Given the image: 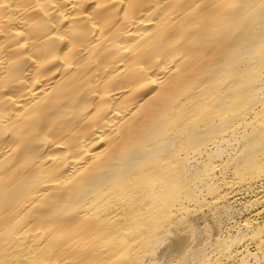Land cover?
<instances>
[{
  "label": "bare ground",
  "instance_id": "1",
  "mask_svg": "<svg viewBox=\"0 0 264 264\" xmlns=\"http://www.w3.org/2000/svg\"><path fill=\"white\" fill-rule=\"evenodd\" d=\"M229 202L194 264H264V0H0V264H160Z\"/></svg>",
  "mask_w": 264,
  "mask_h": 264
},
{
  "label": "rangeland",
  "instance_id": "2",
  "mask_svg": "<svg viewBox=\"0 0 264 264\" xmlns=\"http://www.w3.org/2000/svg\"><path fill=\"white\" fill-rule=\"evenodd\" d=\"M227 177L226 179H228ZM218 208L211 210L204 209L200 213H197V215L189 217L187 220L193 233L189 235L182 232L175 233L174 238H170L171 241L168 240L166 245L160 249V264H178L177 259L180 257L181 251L190 257L187 258V261L190 260L188 263L194 264V256H198L201 252L207 257H211L215 252L214 246H218L216 243L222 239L239 234L240 225L243 224L244 218L247 217L246 214L250 212V208L245 212L247 204L229 202L223 203V205L219 204Z\"/></svg>",
  "mask_w": 264,
  "mask_h": 264
}]
</instances>
